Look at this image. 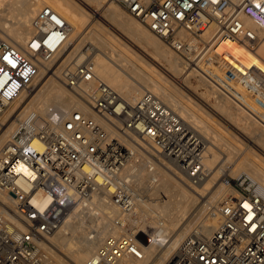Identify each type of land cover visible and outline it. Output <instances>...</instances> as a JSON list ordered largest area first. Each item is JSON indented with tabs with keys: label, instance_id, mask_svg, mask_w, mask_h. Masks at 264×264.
Masks as SVG:
<instances>
[{
	"label": "built area",
	"instance_id": "obj_1",
	"mask_svg": "<svg viewBox=\"0 0 264 264\" xmlns=\"http://www.w3.org/2000/svg\"><path fill=\"white\" fill-rule=\"evenodd\" d=\"M115 1L183 55L196 52L210 24L219 45L237 40L253 47L264 38V0ZM31 25L24 43L0 34V114L32 90L41 69L67 45L70 25L52 5L44 4ZM244 72L264 92L258 67ZM62 73L69 92L86 107L28 112L17 118L15 132L0 149V190L13 202L8 211L0 208V264H57L43 243L79 200L94 194L113 203L119 210L110 216L113 224L127 228L141 198L136 173L128 171L136 156L171 161L195 183L203 173V144L159 94L145 90L131 101L96 74L93 59ZM225 180L236 193L221 200L216 229L210 235L195 231L163 264H264V190L247 174ZM96 232L90 230L91 239ZM139 232L108 234L85 264L145 258Z\"/></svg>",
	"mask_w": 264,
	"mask_h": 264
},
{
	"label": "bare ground",
	"instance_id": "obj_2",
	"mask_svg": "<svg viewBox=\"0 0 264 264\" xmlns=\"http://www.w3.org/2000/svg\"><path fill=\"white\" fill-rule=\"evenodd\" d=\"M44 4L52 5L66 18L70 25V36L66 47L55 61L46 70L41 69L32 90L19 103L0 114V149L15 132L17 118L28 112L46 114L50 107H58L63 111L73 106L84 109L86 106L63 84L62 72L67 66L93 59L96 74L131 101L136 100L145 90L159 94L186 121L187 127L203 144L205 154L210 149L213 155L211 159H207L208 164L204 163L208 155H204L203 173L196 183L184 176L171 161L155 163L150 158L136 156L128 171L136 173V185L141 194L137 206L138 216L127 220V228L118 227L113 224L110 216L118 214L119 210L105 196L94 194L91 200H79L63 226L43 243L44 250L53 262L85 264L108 234H120L137 228L139 233L149 237L148 242H142L145 258H129L124 264H163L195 231L210 235L218 226L221 200L236 193L219 174L226 175L228 172L237 177L247 174L264 190V92L257 90L253 84L249 86L244 72L246 67L256 65L264 74V38L253 47L237 40L219 45L214 34V24H210L199 41L205 44V48L197 56L194 54L199 51L198 47L196 52L185 54L191 61L188 63L138 19L125 13L115 0H0V34L24 43L32 33L33 17ZM79 4L88 7L91 13L84 11V7ZM98 19H103L109 26L115 25L124 38L151 47L154 56L165 62L164 76L146 68L152 66V63L145 65L146 67L142 65V57L135 59L125 51L118 50L108 40V32L106 33L104 25ZM245 22L248 27L258 29L253 21L246 19ZM182 37L192 39L186 32H182ZM224 46H228L226 48L230 51ZM60 60L62 62L59 63ZM230 62L238 65L244 72L243 75L242 71L233 70L230 74L232 81L229 82L239 85L234 91L237 97L232 94V90L231 93L227 91L230 85L227 90L223 88V81L220 79L221 75L226 74L224 67ZM158 65L160 66L159 63ZM194 78L198 82L196 87L193 84ZM243 81L246 84L240 87ZM199 86L206 88V91L198 92ZM180 87L194 91L196 98L208 104V109L199 103L201 101L190 97V92L183 91V95ZM215 88L218 89L217 92ZM215 92L216 100L219 101L210 104L208 93L212 95ZM181 96H185L186 102L181 100ZM247 96H251L248 105L257 103L263 107L260 115L246 106L244 102ZM90 113L95 116L91 111ZM210 114L219 116L224 121L227 132L231 133L232 130L229 129L232 128L241 134L214 131L209 136L207 130H211L208 121ZM230 139L244 147L236 145ZM150 165L154 166L153 171H150ZM69 193L74 196L72 191ZM2 204L5 205V211L13 208L12 199L5 191L0 190V208H3ZM148 224L158 230L148 233L145 229ZM91 229L97 231L92 239Z\"/></svg>",
	"mask_w": 264,
	"mask_h": 264
},
{
	"label": "rangeland",
	"instance_id": "obj_3",
	"mask_svg": "<svg viewBox=\"0 0 264 264\" xmlns=\"http://www.w3.org/2000/svg\"><path fill=\"white\" fill-rule=\"evenodd\" d=\"M73 1H75L76 2V0H73ZM79 6H81V7H84L83 8V10L84 11H86L87 13L88 12H90L91 13V11H90V9L87 7L86 8V6L85 5H82V4H79ZM121 7V6H120ZM121 9L122 10H124L125 11V13H127V11L124 9V8H122L121 7ZM130 14V13H129ZM128 14V15H129ZM131 17H133L132 15H130ZM137 19V18H136ZM101 23V25L103 26V28H104V30L106 31V35H107V38H108V40L110 41V42H112L115 46H116V48L118 49V50H122V51H125L127 54H129L132 58H135L136 59V57H142V65H151V64H149V63H152V66H145L147 69H150L153 73H155V74H160V75H163L164 76V70H165V67H164V65H165V62H163V60H161V59H158L156 56H154V51H153V49L150 47L149 48V46H147V45H145V44H142V43H139L138 41H136V40H133V42H132V40H129V39H126V38H124L122 35H121V32L119 31V29H116V27H115V25H108L107 23H105L104 22V20L103 19H98ZM140 21V20H139ZM141 22V21H140ZM142 23V22H141ZM143 25H145L144 23H142ZM106 26V27H105ZM146 26V25H145ZM112 27V28H111ZM147 27V26H146ZM114 28V29H113ZM148 28V27H147ZM110 30V31H109ZM115 33L114 34V36H113V33ZM109 32H111V33H109ZM1 33V32H0ZM2 34V33H1ZM110 34V35H109ZM153 35H155V34H153ZM122 36V37H121ZM157 36V35H156ZM158 37V36H157ZM116 38V39H115ZM160 38V37H159ZM123 39V40H122ZM161 39V38H160ZM127 40V41H126ZM163 40V39H162ZM123 41V42H122ZM125 41V42H124ZM130 41V42H129ZM164 41V40H163ZM165 42V41H164ZM166 44H167V42H165ZM119 44H121V45H119ZM137 44V45H136ZM130 45V46H129ZM136 47H135V46ZM141 45V46H140ZM168 46H169V48L171 49V50H173L175 53H177L180 57L182 56V58H184L188 63H191V61L189 62V58L187 57V56H183L182 54H180L179 52H177L173 47H171L169 44H167ZM133 46V47H132ZM139 47V49H138V47ZM198 46V45H197ZM89 47V46H88ZM130 47H132V48H130ZM133 48H135L136 50H133ZM205 48V44H203L202 42H200V46L198 47V49H199V51H197V53L196 54H194V56H197L203 49ZM137 50H138V52H137ZM139 51L141 52V53H139ZM142 51H143V53L145 54H143L142 53ZM146 52H147V54H146ZM137 53V54H136ZM141 55V56H140ZM144 57H143V56ZM188 58V59H187ZM150 60V61H149ZM60 62H62L61 60L59 61V63ZM148 62V63H147ZM58 63V64H59ZM158 63L160 64V66L158 65ZM58 66V65H57ZM194 66V65H193ZM161 68V69H160ZM213 68H214V70H215V72L217 71L216 69H215V66H213ZM233 68H235V69H233ZM191 69V68H190ZM206 70H208L209 68H205ZM241 68L238 66V65H234V64H232L231 62L228 64V66H226V67H224V70H225V73L226 74H223V75H221L222 76V78H220L221 79V81H223V88L225 89V90H227L230 86V88H229V90H227V91H231L232 92V94L234 95V96H238V95H236L237 93L235 92L234 93V91H236V89H237V87L239 86H236L235 84H233V83H230L229 81H232V77L230 76V74H231V71H233V70H235V71H242V70H240ZM160 71H161V73H160ZM163 72V73H162ZM243 75H244V72L242 71L241 72ZM229 74V76H230V78H229V76H225V75H228ZM215 76H217L216 74H215ZM220 76V77H221ZM225 76V77H224ZM217 79H219V78H217ZM230 79V80H229ZM224 82H225V84H224ZM230 83V84H229ZM247 83H248V85L250 86V85H252L253 83L249 80V79H247ZM63 84H64V82H63ZM193 84H194V86L196 87L197 86V84H198V82H197V80L194 78L193 79ZM227 84V85H226ZM246 84V82L245 81H243V82H241V86L240 87H242V86H244ZM230 85V86H229ZM227 87V88H226ZM234 89H233V88ZM236 87V88H235ZM181 88V87H180ZM182 90H181V93L184 95V93L186 92V93H188V92H190V93H188L189 94V96L191 97L192 96V98L193 99H195L196 97L195 96H197L195 93H194V91H192L191 89H186V88H181ZM198 90V92H203V91H206V88H204L203 86L202 87H198L197 88ZM223 89V90H224ZM188 90V91H187ZM183 91H184V93H183ZM215 91L217 92L218 91V89H216L215 88ZM238 91V90H237ZM213 93L212 95H214V96H212V95H210L211 93H208V97H209V99H210V104H215V103H217V101H219V100H216L217 99V93ZM230 92V93H231ZM192 94V95H191ZM195 94V95H194ZM215 94H216V96H215ZM251 95V94H250ZM182 98H181V100H183L184 102H186V98H185V96H181ZM248 97V96H247ZM246 97V98H247ZM246 98H244L243 100H246ZM249 98H251V96H249L248 98H247V100H246V102H244L245 104H246V106L247 107H249L250 109H254V110H252L253 112H255V111H257V112H259V113H257V112H255V114L257 113V115L259 114H261L262 112H263V107H261V106H259V104H257V103H253V104H251V105H248V103L250 104V102H251V99H250V101H249ZM195 100H197L198 102L199 101H201V102H199L201 105H203V107L205 108V109H208L207 107H208V104H206L205 102H203V100L202 99H198V98H196ZM242 100V101H243ZM248 102V103H247ZM204 104H205V106H204ZM253 105V106H252ZM251 106V107H250ZM258 108H259V110H258ZM261 112V113H260ZM213 117V118H212ZM214 117H216V119H218V120H216V119H214ZM214 120V121H213ZM209 124H210V126H211V130H207V133H208V135L209 136H212L213 134V132L214 131H218V132H220V133H224V134H231V133H235V134H241V133H239V131L237 132L236 130H233L232 128H230L229 130L231 131V133H229V132H227L228 131V129H227V127L225 128L224 126H226L225 125V123H224V121H222V120H220L219 119V116H213V114H210L209 115ZM215 121H216V123H215ZM219 121V122H218ZM221 121V122H220ZM186 122V121H185ZM218 123H219V125H218ZM228 126V125H227ZM223 127V128H222ZM229 127V126H228ZM226 130V131H225ZM224 131V132H223ZM236 131V132H235ZM233 133V134H234ZM226 137H228V136H226ZM230 141L231 142H233V143H235L236 145H239V146H241V147H244L243 145H241L240 143H236V142H234L233 140H231L230 139ZM215 143V145L216 146H218V144H216V142H214ZM214 145V146H215ZM206 156V158H205V164H208V161H207V159H211V157H213V155H212V152H211V150L209 149V151L208 152H206V154H205ZM210 156V157H209ZM210 163V162H209ZM219 176H222V179H225V178H227V177H229V176H231V177H237V176H233V175H230L228 172H227V174L226 175H221V174H219ZM73 211V210H72ZM146 230H147V232L148 233H153V232H155V231H157L158 229L155 227V226H152V225H147L146 226V228H145Z\"/></svg>",
	"mask_w": 264,
	"mask_h": 264
},
{
	"label": "water",
	"instance_id": "obj_4",
	"mask_svg": "<svg viewBox=\"0 0 264 264\" xmlns=\"http://www.w3.org/2000/svg\"><path fill=\"white\" fill-rule=\"evenodd\" d=\"M138 238L142 241V242H148L149 241V237L146 235V234H144V233H139L138 234Z\"/></svg>",
	"mask_w": 264,
	"mask_h": 264
}]
</instances>
